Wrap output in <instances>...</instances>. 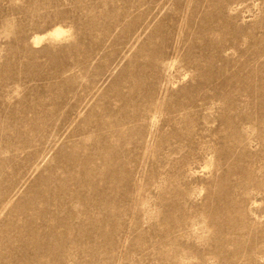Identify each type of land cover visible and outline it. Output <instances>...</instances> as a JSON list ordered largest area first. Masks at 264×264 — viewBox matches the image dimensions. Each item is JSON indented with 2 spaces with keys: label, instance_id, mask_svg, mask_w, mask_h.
Listing matches in <instances>:
<instances>
[{
  "label": "rangeland",
  "instance_id": "1",
  "mask_svg": "<svg viewBox=\"0 0 264 264\" xmlns=\"http://www.w3.org/2000/svg\"><path fill=\"white\" fill-rule=\"evenodd\" d=\"M0 264H264V0H0Z\"/></svg>",
  "mask_w": 264,
  "mask_h": 264
},
{
  "label": "bare ground",
  "instance_id": "2",
  "mask_svg": "<svg viewBox=\"0 0 264 264\" xmlns=\"http://www.w3.org/2000/svg\"><path fill=\"white\" fill-rule=\"evenodd\" d=\"M67 33H68V30L64 29L63 27L55 26L46 35H47V38L60 39L62 36L66 35ZM44 39H45V35L34 36L35 43H39Z\"/></svg>",
  "mask_w": 264,
  "mask_h": 264
}]
</instances>
